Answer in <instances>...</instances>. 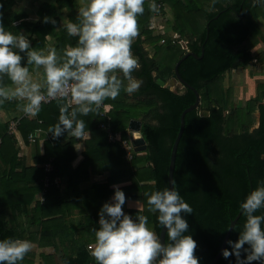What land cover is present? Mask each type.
I'll return each mask as SVG.
<instances>
[{
    "label": "trees",
    "instance_id": "obj_1",
    "mask_svg": "<svg viewBox=\"0 0 264 264\" xmlns=\"http://www.w3.org/2000/svg\"><path fill=\"white\" fill-rule=\"evenodd\" d=\"M14 0H0V13L8 30H27L32 46L40 49L45 36L53 32L50 23L41 20H21L25 15L12 9ZM57 5L43 4L41 18H55L57 8L74 0H56ZM66 1V2H65ZM145 0L144 12L137 17L138 35L131 45L139 67L133 76L142 80L138 91L128 94L123 88L115 99H106L105 114L97 111L81 116L88 137L83 141L82 159L72 165L76 139L70 133L53 138L49 129L58 123L59 103L56 99L42 103L35 116L22 117L18 132L8 133V123L0 120V238L27 239L42 248L38 256L43 264H97L90 255L98 228V210L113 195V184L119 185L126 199L138 200L141 208H125L131 215L149 217V227L159 234L161 226L156 213L148 210L145 193L168 186L167 173L172 142L179 128L180 113L195 101L194 92L181 85L170 89L157 83L167 82L178 64L180 76L199 92V105L184 115V129L179 139L173 180L181 196L193 212L187 216L189 229L197 241L195 254L201 264L209 262L217 253L229 222L240 210L239 202L248 191L264 179V81L256 83L254 94L243 103L231 98L233 87L224 82L233 69L252 62V48L264 39L259 18H264V3L253 0H155L157 10ZM165 5L172 10L173 39L167 34L154 35L150 19L164 14ZM40 11V10H39ZM56 19V18H55ZM207 34V36H206ZM51 35V34H50ZM56 35L58 55L66 45H75L77 37L62 28ZM54 35V36H55ZM164 54L149 56L144 46H155L161 40ZM186 41V49L179 40ZM259 55L258 61L263 58ZM32 65H29V68ZM122 78V76H121ZM230 79V78H229ZM4 83L9 84L7 77ZM126 83V81H125ZM16 101L0 104V110H12ZM255 112L258 124L255 127ZM130 119L141 121L140 133L146 149L135 152L126 160L119 141L111 142L99 127L108 124L111 131L127 138ZM36 130L45 131L43 150L39 138L35 140L34 164L26 165L19 154L20 137L28 143V136ZM51 158V159H50ZM50 161L46 172L43 164ZM108 172L104 181L89 183L91 174ZM51 182L43 201L35 199L43 188V178ZM59 177L67 191L52 183ZM86 183V184H85ZM89 183V184H88ZM84 185V186H83ZM264 212V209L258 210ZM26 217L22 221L21 216ZM78 215V220L73 218ZM245 217L241 212L229 238L235 240L242 230ZM167 239L165 232V240ZM45 247L51 248L49 251ZM227 247V245H226ZM35 251H28L18 264H34ZM229 259L234 260V257ZM214 264H229L222 255ZM252 264H258L253 261Z\"/></svg>",
    "mask_w": 264,
    "mask_h": 264
},
{
    "label": "clouds",
    "instance_id": "obj_2",
    "mask_svg": "<svg viewBox=\"0 0 264 264\" xmlns=\"http://www.w3.org/2000/svg\"><path fill=\"white\" fill-rule=\"evenodd\" d=\"M51 2L55 4V0ZM144 3L80 0L77 22L62 21L67 34L78 39L59 55L51 44L34 48L25 31H10L0 19V104L13 99L23 101L19 105L22 112L35 116L42 102L56 99L58 123L49 132L53 138L65 133L81 137L85 121L79 117L99 110L122 88L128 94L140 88L142 80L133 76L140 65L131 45L138 35L137 17L144 12ZM150 7L157 10L155 0ZM34 19L57 25L50 15ZM41 68L42 74L38 71ZM5 77L9 84L4 83ZM170 185L145 193L148 210L157 214L158 224L166 230L167 239L162 242L161 235L149 227L147 215L124 211L125 192L113 184V195L98 210L99 227L94 229L95 239L90 245V255L97 264H201L187 219L193 209L174 180ZM239 208L246 218L242 230L235 240H226L221 255L229 264H264V212H258L264 209V179L247 192ZM31 247L27 239L0 238V264H18Z\"/></svg>",
    "mask_w": 264,
    "mask_h": 264
},
{
    "label": "crops",
    "instance_id": "obj_3",
    "mask_svg": "<svg viewBox=\"0 0 264 264\" xmlns=\"http://www.w3.org/2000/svg\"><path fill=\"white\" fill-rule=\"evenodd\" d=\"M69 2H70V0H69ZM43 4L56 6L57 1L55 0V4H53L51 2V0H14L13 5H12V9L17 13L22 12L25 15L24 17H22L21 19H18L14 23L18 24L22 19L25 21H30V22L38 21V19H34V18H36V17L41 18V12L46 13L45 10H41V7ZM79 6H80V0H74L73 2L71 1L70 4L67 3L63 7L57 8V11L55 14V18L57 20V25H53L51 23L49 24L51 27H53V32L48 33L45 36V41H44L45 45H43L41 48H46L47 45H49V44L54 45V43L56 42V35L55 34H57L63 28L62 21L64 19L71 20L73 22H77V11H78ZM172 14L173 13H172L171 8L168 5H165V13L164 14H155L151 17L149 28L152 29L154 35L167 34L171 37L173 35H178L172 29V19H173ZM258 22L260 25V29L264 33V18H259ZM23 31H25L28 34L27 30L23 29ZM67 38L72 39V37L69 35L67 36ZM135 39H136V37L134 38V40ZM160 43H162V42L160 41ZM68 46L69 45H66L65 48ZM144 47L148 51L149 56H151L152 53L149 52L148 46H144ZM62 53H63V51H62ZM252 55H253L252 62L249 63L244 68H240L241 71H243V72H239L240 69H233V72H232L233 79H228V82H227V83L230 82V83L234 84V85H232V84L231 85L233 86V89L235 91L237 89V85H240V76L246 77L245 83L249 82V86H248L249 97L254 94L256 83L259 81H264V71L261 74L259 72L253 71L254 66L258 62L259 55L262 56L261 57V58H263L262 63L264 64V39L263 40L258 39V42L256 43V45L252 48ZM32 68H33V66L30 67V70H32ZM38 71L42 74V68L38 69ZM254 78H256V80H255L256 82H255L254 86H252V79H254ZM178 85L181 86V84L179 82H176L175 87ZM240 87L241 86H239L238 89H240ZM13 101L17 102L16 103L17 105L14 109H12V110H0V120L1 121L9 123V121L12 118H17L18 120L20 118H22L21 117L22 110H21L19 105L22 104L23 101H18L16 99H13ZM105 106L107 107V109L109 108L108 105H105ZM29 116L30 115H27V116H25V118L29 117ZM256 120H258V113H257ZM256 123L258 124V121H256ZM84 131H86V130H84ZM88 135L89 134H87L86 138L88 137ZM30 137H33V140H31ZM36 138H39V142H38L39 143V151L42 152L43 141L47 138V133L45 131L40 132V130H36L34 133L30 134L28 136V143H24L20 137V144L21 145L19 148V154L23 158V162L26 165L34 164V157L36 154V149H35V141H36L35 139ZM86 138L77 139L75 137L76 142L74 143V150L76 152V156H75V159L72 161L73 166H76L78 164V162L82 159V153L81 152L84 148V142L83 141ZM48 162H50V161H48ZM107 176H108V172H106V171L101 173V174H91L88 182L89 183L101 182V181H104ZM60 184H61L62 190L67 191L65 183L61 181ZM39 196H40V193L36 195L35 199L39 200ZM141 205H142L141 202L138 200L126 199V202H125V205L123 206V209H125V208H141ZM73 218H75V220H78L79 216L75 215ZM21 219H22V221H25L26 217L24 215H22ZM31 243H32V247L29 251H35L38 254V252L42 248L37 247V245L33 242H31ZM50 249L51 248H48V247L44 248V250H47V251H49ZM34 258L36 259V257H34ZM34 258H33V260H34ZM40 262H41V260H40ZM34 264H37V263H35V261H34ZM41 264H43V263L41 262Z\"/></svg>",
    "mask_w": 264,
    "mask_h": 264
},
{
    "label": "water",
    "instance_id": "obj_4",
    "mask_svg": "<svg viewBox=\"0 0 264 264\" xmlns=\"http://www.w3.org/2000/svg\"><path fill=\"white\" fill-rule=\"evenodd\" d=\"M206 36H207V34H206ZM202 53H203V46L201 47V55L200 56H197V54L193 51H186L184 53V55L181 58H179L177 60V62L175 63L174 73L171 75V78L167 82L160 80V79H157V83H159L160 85L165 86L167 88H170V89H172V87L175 85L176 82H179L182 86L190 88L195 94V101L192 104H190L189 106H187L186 108H184L182 110V112L180 113L179 128H178L176 136L172 142L171 149H170V155H169V164H168V173H167L168 186L170 185V182L173 181L175 155H176V150H177V145H178L179 139H180L181 134H182L183 129H184V115L186 112L196 108L200 103L199 92L197 91V89L195 87H193L192 85L187 83L180 76V74L178 72V64L188 55H192L194 57H201ZM263 101H264V99H263ZM140 126H141V121L138 119H130L128 122V126H127V136L130 140V143L133 146L134 151H136V152H139V151L146 149V142L140 133ZM240 213H241V210H239L238 213L235 215V217L230 220L228 228H227L226 233H225V235L221 241V244H220V247H219L217 253L206 264H214L220 258L221 249L226 247V240L228 239L229 234H230L234 224L236 223ZM165 232H166V230L162 229V227H161L159 234L161 235L162 242L165 240Z\"/></svg>",
    "mask_w": 264,
    "mask_h": 264
},
{
    "label": "built area",
    "instance_id": "obj_5",
    "mask_svg": "<svg viewBox=\"0 0 264 264\" xmlns=\"http://www.w3.org/2000/svg\"><path fill=\"white\" fill-rule=\"evenodd\" d=\"M173 39H177L178 38V35H173L172 36ZM164 40L162 39L161 42H163ZM179 43L181 44V47L186 49L187 45H186V41L185 40H179ZM51 98L47 99L45 102H42V103H48L50 102ZM107 111V107L103 104L101 107H100V113L101 114H105ZM27 116L26 114H24L23 112L21 113V117H25ZM18 119L17 118H12L9 123H8V133H14V132H18L17 130V124H18ZM100 128H102L106 133H107V138L109 141L111 142H114V141H119L121 143V147L124 149L125 151V158L126 160H131L133 158V154H134V149H133V146L132 144L130 143V140L127 136L126 139H121L120 138V134L118 132H113L111 131L110 127L108 124H105V123H100L99 125ZM88 132L87 131H84L82 136L77 138V139H84L86 138ZM31 140H33V137H30ZM2 142V138L0 137V144ZM136 152V151H135ZM43 168L45 169V171L48 173L51 171L52 169V164L51 162H47V163H44L43 164ZM43 188L40 192V196H39V201H43L44 199V193L46 192V189L47 187L49 186L51 180L49 178L48 175H45L43 180ZM52 183H54L55 185H60L61 183V179L59 177H54L52 179ZM90 247V246H89Z\"/></svg>",
    "mask_w": 264,
    "mask_h": 264
},
{
    "label": "rangeland",
    "instance_id": "obj_6",
    "mask_svg": "<svg viewBox=\"0 0 264 264\" xmlns=\"http://www.w3.org/2000/svg\"><path fill=\"white\" fill-rule=\"evenodd\" d=\"M156 45H158V49L159 50H155L154 49L155 46H148L149 52L150 53H157V58H161L162 54H164V51H165V49L163 48L164 46L160 42H158ZM253 71L259 72L261 74L264 71V64L262 62L258 61L256 63V65L254 66ZM232 72H233V70H231V72H229L230 74L227 76V78H226V80L224 82L225 86L230 85L229 84L230 82L229 83H227V82H228L229 78L233 79ZM239 72H243V71H241V69H240ZM245 79H246V77L240 76V85H237V89L235 91L233 89V95H232L231 98L233 99L234 102L243 103L247 98H249V88H248L249 82L245 83ZM255 80H256V78L252 79V86H254V84L256 82ZM232 85H234V84H232ZM232 85H230V86H232ZM239 86H241L240 89H238ZM172 88L180 90L181 86L178 85V86L175 87V85H174ZM263 103H264V101H263ZM255 114H256L255 116L257 117V112H255ZM256 121H258V120L255 119V123L252 125V127H255L257 125ZM35 257H36V259L34 258V260H33V258H32V260L35 261V263H37V264H41L38 254H36Z\"/></svg>",
    "mask_w": 264,
    "mask_h": 264
}]
</instances>
